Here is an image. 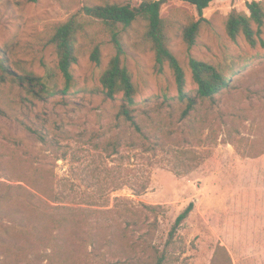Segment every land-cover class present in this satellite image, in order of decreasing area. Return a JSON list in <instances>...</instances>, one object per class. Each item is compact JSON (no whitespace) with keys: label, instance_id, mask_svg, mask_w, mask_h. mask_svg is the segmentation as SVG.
Wrapping results in <instances>:
<instances>
[{"label":"rangeland","instance_id":"374dc122","mask_svg":"<svg viewBox=\"0 0 264 264\" xmlns=\"http://www.w3.org/2000/svg\"><path fill=\"white\" fill-rule=\"evenodd\" d=\"M88 1L101 0H0V188L25 184L18 180L33 173V164L52 170V183L38 179L54 185L52 209L78 211L95 222L76 232L86 238L101 230L104 264H264V25L255 46L226 30L228 14L248 13L251 0L211 1L191 47L179 31L171 33L185 89L197 98L186 116L172 69L165 64L158 71L153 51L137 41V26L129 30L123 61L137 88L139 129L117 114L121 95L108 97L100 82L114 53L111 44L101 45L99 63L82 50L72 66V88L61 91L57 54L46 40L55 24ZM171 15L183 24L200 18L194 5L164 0L161 16ZM191 56L216 65L228 79L214 99L199 96ZM18 75L40 78L48 92L35 81L19 83ZM36 131L55 147L43 145ZM113 138L120 143L115 153L104 148ZM189 202L193 209L170 236ZM13 203L8 200L5 209ZM12 226L0 218V264H48V251L16 245L23 237ZM72 240L75 248L80 239ZM90 257L70 264H97Z\"/></svg>","mask_w":264,"mask_h":264},{"label":"trees","instance_id":"16d2710c","mask_svg":"<svg viewBox=\"0 0 264 264\" xmlns=\"http://www.w3.org/2000/svg\"><path fill=\"white\" fill-rule=\"evenodd\" d=\"M36 1V0H33ZM164 0H140L138 4H132L123 0H101L99 2H86L78 12L71 14L65 21L54 25L51 33L47 37L46 43L54 47L57 54V67L64 79L63 92H68L74 83L72 66L77 63L79 54L88 48L89 57L92 61L99 63L101 60V45L108 43L114 48L109 62L104 69L100 82L104 93L115 98L121 95V103L117 114L122 116L131 125L139 129L135 120L134 105L136 103L137 88L133 81L132 74L124 63L123 58L128 53L129 46L125 41V35L134 25L137 26L136 36L139 44L153 51L155 56V66L158 71H162L167 64L173 71L178 88L179 98L185 102L182 115L186 116L196 104V97L185 89V73L177 57L170 49L169 41L171 33L178 32L187 46H193L198 38L203 18V10L208 7L213 0H181L194 5L200 14V18L190 19L183 24L177 15L169 17L161 16V6ZM248 13L232 10L226 20V30L230 37L236 38L240 34L244 35L247 41L255 46L260 38L261 27L264 25V7L261 1H246ZM97 22V23H96ZM99 27L91 29L93 24ZM256 24L257 27H254ZM102 35V38L100 37ZM81 40H85V44ZM2 66V61L0 60ZM189 67L194 82L197 84L198 94L202 98L214 99L220 90L228 85V79L221 70L214 64L200 60L195 57L189 58ZM14 79L19 83L26 80L35 81L40 84L43 92L48 89L40 78L31 75H18ZM31 129V128H29ZM37 132V131H36ZM41 143L49 149H53L55 144L52 140L37 132ZM119 140L113 138L105 143V150L111 147L115 153L119 148ZM33 164V163H31ZM31 175L21 176L16 186L7 185L5 189L0 188V218L5 217L13 224L14 229H19L17 236L23 237L21 242L25 249L31 251H48L46 260L48 264H70L73 258L90 257L94 258L97 264H104V253L98 252L100 248L99 235L101 230H93L84 238L76 231L81 226L88 225L91 229L95 222L87 223L78 211L67 210L69 212L55 211L56 207L49 200L55 198L53 184H41L38 179H43L44 183L53 182L54 172L52 170H38L40 163L32 165ZM146 187L139 190L141 194ZM14 202L9 209H5L6 202ZM150 209H155L156 205H145ZM193 202L176 216L170 229L172 236L182 221L193 209ZM30 213L36 214L34 219L28 218ZM88 224V225H87ZM96 225V224H95ZM89 228V227H88ZM73 232L70 238L68 232ZM72 230V231H71ZM36 231L39 235H36ZM58 231V240L54 234ZM66 235V237H64ZM128 232L124 229L122 237L127 239ZM79 238L75 248L74 240ZM4 242V238L0 237ZM104 247V241H103ZM91 249L87 251V247ZM70 248V249H69ZM110 249V244H108ZM157 264H160V259Z\"/></svg>","mask_w":264,"mask_h":264}]
</instances>
